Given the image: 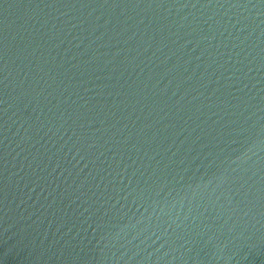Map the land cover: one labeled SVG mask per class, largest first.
Masks as SVG:
<instances>
[{
	"label": "water",
	"instance_id": "water-1",
	"mask_svg": "<svg viewBox=\"0 0 264 264\" xmlns=\"http://www.w3.org/2000/svg\"><path fill=\"white\" fill-rule=\"evenodd\" d=\"M0 264H264V0H0Z\"/></svg>",
	"mask_w": 264,
	"mask_h": 264
}]
</instances>
